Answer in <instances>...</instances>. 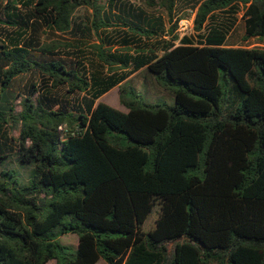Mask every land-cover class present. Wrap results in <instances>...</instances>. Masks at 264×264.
Returning a JSON list of instances; mask_svg holds the SVG:
<instances>
[{"label": "trees", "instance_id": "obj_1", "mask_svg": "<svg viewBox=\"0 0 264 264\" xmlns=\"http://www.w3.org/2000/svg\"><path fill=\"white\" fill-rule=\"evenodd\" d=\"M4 2L0 164L34 172L0 171V264H264V48L227 45L240 12L264 40V0ZM143 68L173 104L127 83ZM116 86L126 111L97 103Z\"/></svg>", "mask_w": 264, "mask_h": 264}, {"label": "rangeland", "instance_id": "obj_2", "mask_svg": "<svg viewBox=\"0 0 264 264\" xmlns=\"http://www.w3.org/2000/svg\"><path fill=\"white\" fill-rule=\"evenodd\" d=\"M1 1L4 2L6 0H0V2ZM130 1L138 5L145 6L144 0H130ZM179 8L180 10L178 11L177 15H183L184 16L183 19L189 20V23L186 24L185 27L182 26L181 24L182 19L179 21V30H178L179 36L183 37L184 35H192V36L196 35V32L193 28L195 13L191 10V7H186L184 4H180ZM89 13L90 12L88 9L80 8L76 13V17H79V19L81 18L82 20H86L87 17L89 16ZM161 13L165 15V12L163 10L161 11ZM244 35H245V23L244 20L242 19V12H240L238 14L235 26L227 39V45L235 46V47H245V48H264V40L261 41L256 38L244 40ZM50 37H54V36H50ZM44 38L47 39L49 37L47 35H43V39ZM178 43L179 42H177V44ZM37 78L38 77L31 74H24L17 77L13 86L14 95L16 93H21L25 95L27 93L26 88L30 85L31 82H36ZM126 81L127 83L129 82V84L132 85L139 93H141L143 98L148 102L165 101L170 104H173L175 102L174 94L171 91L161 87L154 78V75L148 72L146 68L134 72L132 75H130V77ZM20 101L21 98H18V100L15 102L18 110L20 109ZM98 102L107 103L122 111L127 110L125 106L120 103L119 86L114 87L104 96H102L97 101V103ZM9 131H10V136L17 137L19 135L18 130H14V131L9 130ZM12 145H15V142H12ZM3 153L4 154L9 153V154L8 157L1 162L0 171L11 170L18 178L21 184L24 185L28 184L33 177L34 166L30 163L20 162L18 159V154L14 151H8V152L4 151ZM157 212H158V207H155L154 211L150 214V216L148 217L147 221L143 226L144 231L148 232L154 228L156 219L158 217ZM60 241L63 244L71 245L76 248L78 245V236L73 233L64 234L60 237ZM46 264H56V260H50ZM96 264H106V262L100 260Z\"/></svg>", "mask_w": 264, "mask_h": 264}, {"label": "built area", "instance_id": "obj_3", "mask_svg": "<svg viewBox=\"0 0 264 264\" xmlns=\"http://www.w3.org/2000/svg\"><path fill=\"white\" fill-rule=\"evenodd\" d=\"M189 23L188 19H182V26H186ZM59 131L61 132V138L64 139L69 133L74 134V132L70 131V129L66 125L59 126Z\"/></svg>", "mask_w": 264, "mask_h": 264}]
</instances>
